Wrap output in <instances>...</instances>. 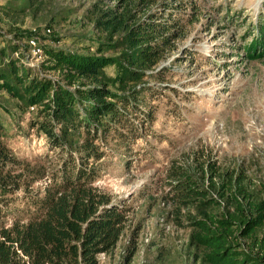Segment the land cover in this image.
<instances>
[{"label":"rangeland","instance_id":"obj_1","mask_svg":"<svg viewBox=\"0 0 264 264\" xmlns=\"http://www.w3.org/2000/svg\"><path fill=\"white\" fill-rule=\"evenodd\" d=\"M184 3L189 5L177 13L182 30L163 58L134 86H110L121 95L134 88L140 97L126 111L124 140L107 139L97 162L96 185L128 210L119 241L99 255L100 264H202L196 258L200 249L190 244L194 220L215 215L239 227L255 216L246 196L264 213V57L249 58L244 48L264 24V0ZM2 6L24 11L7 19L0 10V37L35 29L42 46L81 54L95 53L98 42L108 40L95 28L104 11H127L120 0H0ZM42 60L30 54L22 62L37 67ZM105 74L114 76L115 68ZM0 118L15 168L29 182L27 190L0 195V226H8L31 217L30 201L44 195L66 153L51 149L47 137L31 128L30 107L26 110L3 90ZM189 186L213 205L177 201L175 190Z\"/></svg>","mask_w":264,"mask_h":264},{"label":"trees","instance_id":"obj_2","mask_svg":"<svg viewBox=\"0 0 264 264\" xmlns=\"http://www.w3.org/2000/svg\"><path fill=\"white\" fill-rule=\"evenodd\" d=\"M120 1L127 9L125 15L109 9L95 21V28L108 40L98 42L93 54L40 44L42 62L25 67L22 60L30 54L21 52H28V46L19 42L27 44L34 37L32 32L0 37L5 39L0 46V90L26 110L32 106L31 128L47 137L51 149L66 153L52 171L44 195L30 201L31 217L0 226V264H100L99 255L111 252L122 235L127 207L96 185L101 175L97 162L105 155L101 148L107 139L117 135L124 140L122 132L129 122L126 111L138 104L140 96L134 88L121 95L110 86L126 90L145 70L154 68L182 30L177 13L189 4L184 0ZM0 10L7 19L24 11L4 6ZM257 31V37L244 46L253 59L264 57V24ZM116 49L122 50L118 57L103 55ZM110 66L115 68L114 76L105 74ZM3 134L0 118V195H12L27 190L29 182L15 168L17 161ZM73 144L78 146L77 153L72 152ZM173 195L179 202L214 203L195 186L179 187ZM248 197L245 201L255 216L242 220L239 227L234 220L208 214L191 223L190 244L200 249L196 258L202 264H264V213Z\"/></svg>","mask_w":264,"mask_h":264},{"label":"built area","instance_id":"obj_3","mask_svg":"<svg viewBox=\"0 0 264 264\" xmlns=\"http://www.w3.org/2000/svg\"><path fill=\"white\" fill-rule=\"evenodd\" d=\"M44 32H50V29L47 28L44 30ZM32 34L34 35V37L28 39L27 41V46H28V53L31 55H39L41 56V45L39 43V38L37 37V32L35 29H32ZM15 55H17L16 53H14ZM30 109L32 110L33 107L31 106Z\"/></svg>","mask_w":264,"mask_h":264}]
</instances>
